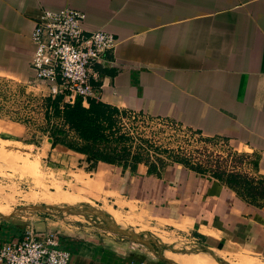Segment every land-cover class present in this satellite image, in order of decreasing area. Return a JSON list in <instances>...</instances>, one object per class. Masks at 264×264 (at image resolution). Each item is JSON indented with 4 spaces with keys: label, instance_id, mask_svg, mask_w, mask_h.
Instances as JSON below:
<instances>
[{
    "label": "crops",
    "instance_id": "0c3cea01",
    "mask_svg": "<svg viewBox=\"0 0 264 264\" xmlns=\"http://www.w3.org/2000/svg\"><path fill=\"white\" fill-rule=\"evenodd\" d=\"M42 8L80 11L85 33L101 30L114 38V48L91 68L89 84H98L91 87L92 98L200 136L222 137L232 149L254 154L256 171L249 165L245 171L264 177V0H0L1 78L46 87L33 80L30 69L29 35ZM113 70L118 72L110 79L106 72ZM21 130L22 125L0 122L1 142L23 143ZM42 138L51 151H67L68 160L85 164L82 155L52 148L50 139ZM81 173L73 177L87 184L72 177L74 194L63 196L69 204L138 205L160 227L206 238L216 255H224L218 249L223 241L243 251L232 256L239 264H259L244 253L264 258V200L249 204L222 181L175 163L158 174L142 164L133 171L97 164ZM32 227L37 234H58L60 247L70 253L68 264H162L141 247L102 232L70 231L48 222ZM199 227L208 230L207 237ZM23 229L13 218L0 220V247L19 240ZM164 257L176 264L216 263L200 252Z\"/></svg>",
    "mask_w": 264,
    "mask_h": 264
},
{
    "label": "rangeland",
    "instance_id": "374dc122",
    "mask_svg": "<svg viewBox=\"0 0 264 264\" xmlns=\"http://www.w3.org/2000/svg\"><path fill=\"white\" fill-rule=\"evenodd\" d=\"M44 97H47V89L41 84L29 85L26 83V85H21L0 77V122L9 121L24 127L18 137L23 143L19 142L14 145L18 149H13L6 144L7 141L3 140L1 142L0 140V214L7 215L26 205H61V202H66L64 197L68 196V193L74 194L72 193L73 175H81V170H84L87 174L88 164L85 163V165L83 160H68L71 157L70 153L58 149L51 151L45 144L41 134V130L47 129L43 119L42 99ZM118 123L133 135L136 133L138 136L145 138L148 145L158 150H155L154 153L156 154L159 151H167L191 158L209 160L212 164L220 163L225 167L238 165L240 171L242 170L245 173H248L245 169H247L249 163L256 158L254 154H246L232 149L222 137L200 136L194 131L164 119L149 118L142 114L125 112V115L119 117ZM30 142L35 143V145H27ZM28 149L33 152L30 154L31 158L28 155ZM13 154L16 156L15 159L12 158ZM242 154L250 156V158H245L240 164L236 163L237 155ZM74 180L77 184H87L79 177H75ZM92 207H103L108 210L107 215L122 229L149 235L161 243L184 244L185 247L174 249L175 251L182 250L197 253L198 251L192 250L210 247L206 238L200 239L198 238L200 236L194 234V232L186 234L171 228L158 226L154 220L142 215L138 205L125 203L122 207L121 205L111 207L110 204L107 205L105 202H98L93 203ZM5 209L8 211L5 212ZM13 219L23 227L25 225L33 226L39 222H48L56 223L62 229L70 231L90 234L100 232L79 216L56 217L24 212L13 217ZM172 225L181 231H185V229L178 226L179 224ZM197 231L207 237L208 230L206 228L199 227ZM104 234L114 238L111 234ZM218 247L224 255L217 256L228 264H239V259L232 256L243 251L223 241L220 242ZM141 249H144L146 255L152 261H156L149 251L142 247ZM213 250L214 253L218 251L216 248ZM168 253L179 258H185L191 254H178L167 251L166 254ZM244 255L259 264H264V258L261 256L250 253H244Z\"/></svg>",
    "mask_w": 264,
    "mask_h": 264
},
{
    "label": "trees",
    "instance_id": "16d2710c",
    "mask_svg": "<svg viewBox=\"0 0 264 264\" xmlns=\"http://www.w3.org/2000/svg\"><path fill=\"white\" fill-rule=\"evenodd\" d=\"M117 72L118 70H113L106 72V75L112 79ZM90 86L95 88L98 84ZM42 105L47 129L41 130V134L50 139L52 148L60 146L82 155L90 171L95 170L97 164L119 166L130 171H133L136 165L142 164L147 167L148 173L158 174L165 165L175 163L222 181L249 204L257 206L264 200V177L248 175L240 171L238 165L225 167L220 163L212 164L209 160L167 151H159L156 154L154 152L158 150L148 145L145 138L136 133L133 135L118 123L119 117L125 115V112L95 98H86L83 104L81 98L75 97L72 104H67L64 102V94L60 93L54 97H44ZM7 141L14 143L12 139ZM28 144L35 145L33 142ZM237 157L238 164L245 158H250L243 154ZM249 166L256 171L255 158Z\"/></svg>",
    "mask_w": 264,
    "mask_h": 264
},
{
    "label": "built area",
    "instance_id": "2783aa9c",
    "mask_svg": "<svg viewBox=\"0 0 264 264\" xmlns=\"http://www.w3.org/2000/svg\"><path fill=\"white\" fill-rule=\"evenodd\" d=\"M83 23L80 11L42 8L29 35L33 80L45 84L50 97L63 93L67 104L75 97L83 104L92 97L91 68L115 45L114 38L104 31L85 33ZM69 259L70 253L60 247L56 232L37 234L30 225L24 227L19 240L0 247V264H68Z\"/></svg>",
    "mask_w": 264,
    "mask_h": 264
},
{
    "label": "water",
    "instance_id": "95a60500",
    "mask_svg": "<svg viewBox=\"0 0 264 264\" xmlns=\"http://www.w3.org/2000/svg\"><path fill=\"white\" fill-rule=\"evenodd\" d=\"M31 212L52 216H79L84 218L96 230L102 233H108L114 236L115 241L129 243L137 247L145 248L152 256L162 264H176L164 257L163 252L168 250L172 253L190 254V251H175L172 247L158 243V241L149 235L134 233L117 226L113 220L103 211L91 205L81 203L76 205H26L19 207L7 215L0 214V220H8L20 213ZM192 251L208 253L217 264H228L222 259L214 257L206 247L196 248ZM214 257V258H213Z\"/></svg>",
    "mask_w": 264,
    "mask_h": 264
},
{
    "label": "bare ground",
    "instance_id": "6f19581e",
    "mask_svg": "<svg viewBox=\"0 0 264 264\" xmlns=\"http://www.w3.org/2000/svg\"><path fill=\"white\" fill-rule=\"evenodd\" d=\"M0 144H1V143H0ZM6 144H7L9 147L13 148V149H18V148H16V147L14 146V143H11V142L7 141ZM31 153H33V152H32L30 149H28V155H29L30 158L32 157V156H30ZM12 158L15 159L16 156L13 154ZM61 204H64V205H72V204H68V203H66V202H61ZM3 211H4V210H3ZM6 211H8V210L5 209V212H6ZM158 243H160V244H164V245L169 246V247H172V249H178V248H183V247H185L183 243H161V242H158ZM209 252H210L214 257L219 258V259H222V258H220L219 256H217L215 253H213V252H211V251H209ZM200 253H201V252H200ZM203 254H205L206 257H208L209 259H211L212 261H214V260L212 259V256H210L208 253H203ZM163 255L166 256V255L164 254V252H163ZM214 257H213V258H214ZM222 260H223V259H222ZM214 262H215V261H214Z\"/></svg>",
    "mask_w": 264,
    "mask_h": 264
}]
</instances>
